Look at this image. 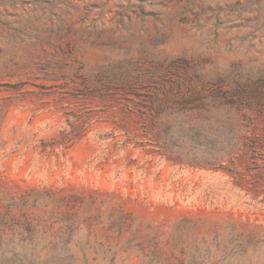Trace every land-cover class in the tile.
Masks as SVG:
<instances>
[{
    "label": "rangeland",
    "instance_id": "1",
    "mask_svg": "<svg viewBox=\"0 0 264 264\" xmlns=\"http://www.w3.org/2000/svg\"><path fill=\"white\" fill-rule=\"evenodd\" d=\"M0 0V264H264V0Z\"/></svg>",
    "mask_w": 264,
    "mask_h": 264
},
{
    "label": "trees",
    "instance_id": "2",
    "mask_svg": "<svg viewBox=\"0 0 264 264\" xmlns=\"http://www.w3.org/2000/svg\"><path fill=\"white\" fill-rule=\"evenodd\" d=\"M141 1H143V0H141ZM155 1H157V4H156L157 6H163L169 0H155Z\"/></svg>",
    "mask_w": 264,
    "mask_h": 264
}]
</instances>
